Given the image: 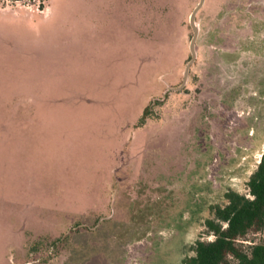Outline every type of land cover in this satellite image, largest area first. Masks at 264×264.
I'll return each instance as SVG.
<instances>
[{
	"label": "rangeland",
	"instance_id": "rangeland-1",
	"mask_svg": "<svg viewBox=\"0 0 264 264\" xmlns=\"http://www.w3.org/2000/svg\"><path fill=\"white\" fill-rule=\"evenodd\" d=\"M198 2L0 0V264H182L212 239L209 207L248 193L264 153V0L204 1L180 88ZM84 10L104 13L105 41V13L127 12L137 34L115 112L34 79L50 42L87 31L72 16Z\"/></svg>",
	"mask_w": 264,
	"mask_h": 264
},
{
	"label": "crops",
	"instance_id": "crops-1",
	"mask_svg": "<svg viewBox=\"0 0 264 264\" xmlns=\"http://www.w3.org/2000/svg\"><path fill=\"white\" fill-rule=\"evenodd\" d=\"M101 14L104 13L99 10L72 12L73 17L83 18L82 23L85 24L87 31L84 30L81 39L75 42L64 44L50 42V45L45 47L47 56L39 57L35 62L37 72L34 79L39 82L40 90L47 92L45 95L65 98L66 101L74 97L87 98L88 101L83 103H87L91 109H97L99 113H104L115 112L118 103L115 98L124 92L121 66L136 64L139 43L130 15L124 11L118 14L105 13L116 27V31L105 41L106 37L104 39L101 33L97 34L98 31H95L96 18ZM63 49L73 59L58 56L59 50ZM78 56L81 61L76 59ZM70 61H73L72 65ZM126 72L128 73V68ZM55 111L58 115L49 128L47 127L49 130L54 128L57 119L64 120L66 116H61L60 112L64 109L60 107Z\"/></svg>",
	"mask_w": 264,
	"mask_h": 264
},
{
	"label": "trees",
	"instance_id": "trees-1",
	"mask_svg": "<svg viewBox=\"0 0 264 264\" xmlns=\"http://www.w3.org/2000/svg\"><path fill=\"white\" fill-rule=\"evenodd\" d=\"M149 109L145 107L136 127L152 118ZM246 187L247 194L228 190L224 204L209 207L211 216L203 227L212 239H197L194 256L182 264H264V153Z\"/></svg>",
	"mask_w": 264,
	"mask_h": 264
},
{
	"label": "water",
	"instance_id": "water-1",
	"mask_svg": "<svg viewBox=\"0 0 264 264\" xmlns=\"http://www.w3.org/2000/svg\"><path fill=\"white\" fill-rule=\"evenodd\" d=\"M204 1L205 0H199L197 6L194 8V10L192 11V13L190 15V18H189V24H190V27H191L192 32H193V35H192V38H191V41H190V44H189L190 60H189L187 66H186V68L184 70L183 81L181 83L180 88L185 85V82H186L187 77H188L189 68H190L191 64L194 62L195 57H196V53H195V42H196L197 35H198V28H197V26L195 24V17H196L197 12L203 6Z\"/></svg>",
	"mask_w": 264,
	"mask_h": 264
}]
</instances>
